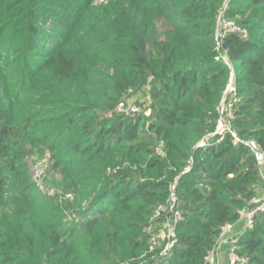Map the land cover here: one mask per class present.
I'll list each match as a JSON object with an SVG mask.
<instances>
[{
  "label": "trees",
  "instance_id": "obj_1",
  "mask_svg": "<svg viewBox=\"0 0 264 264\" xmlns=\"http://www.w3.org/2000/svg\"><path fill=\"white\" fill-rule=\"evenodd\" d=\"M143 91L150 115L107 116ZM251 142L264 153V0H0V264H209L264 184ZM35 151L53 197L23 171ZM172 197L175 245L153 253ZM234 243L264 264V213Z\"/></svg>",
  "mask_w": 264,
  "mask_h": 264
},
{
  "label": "rangeland",
  "instance_id": "obj_2",
  "mask_svg": "<svg viewBox=\"0 0 264 264\" xmlns=\"http://www.w3.org/2000/svg\"><path fill=\"white\" fill-rule=\"evenodd\" d=\"M104 2H106V0H96L97 4H102ZM234 90V85L233 87H230L229 84L226 91L227 94L225 95L224 100L220 106L221 114L225 113V111L227 110L226 100L229 94ZM127 101V103L138 104L140 106L141 113H147V115L151 114V112L149 111L150 99L147 91L131 94L128 97ZM225 126L226 123L224 118L222 117L218 126L219 132L223 131L225 129ZM157 147L159 146L157 145ZM157 154H159L160 156L164 155L161 150L157 152ZM45 160V168L47 171V175L49 176V178H47V183L52 186L50 181V177H52V175L49 172L52 158L49 153H45L42 151H35L34 153H32V155H30L27 160L23 162V171L28 174L31 182L34 183L33 168L37 163ZM261 173L264 182V163L261 164ZM257 192L258 196L256 197V199H264V184L258 188ZM174 199L176 201L175 203L172 202V199L166 202H162L161 205H159V207H161L159 217H151L149 225L144 227L145 235L150 237V239L148 240L150 241L152 238H155L157 241L156 246H153L151 243L149 245L153 253L161 251V253L164 252V254H166L168 252V247L172 246L173 236L171 235V233L174 234V225L176 220H179L178 218L182 217L181 212L176 210V204L178 200L176 197H174ZM234 225V230L228 235L226 242L219 244L217 241V244L215 245L216 252L214 255L213 264H229V257L234 245L235 238L239 233L245 230V220H238L236 223H234Z\"/></svg>",
  "mask_w": 264,
  "mask_h": 264
},
{
  "label": "built area",
  "instance_id": "obj_3",
  "mask_svg": "<svg viewBox=\"0 0 264 264\" xmlns=\"http://www.w3.org/2000/svg\"><path fill=\"white\" fill-rule=\"evenodd\" d=\"M221 27L223 28L224 32H232V33H241L243 34L245 37L248 36V31L245 28H242L241 26L237 25L234 21H225L223 23H221ZM222 37V33L219 31L217 34V44L218 47H220V38ZM226 61L227 59L225 57H223ZM141 114V109L140 106L138 104L135 103H121L118 106H116L113 110L109 111L107 116L109 118L112 117H124V118H129V119H134L137 116H139ZM232 116V113H231ZM230 129L229 126H225V129ZM225 129L221 132H219V129L217 131V133H223L225 131ZM216 133V134H217ZM200 146H203V143L200 144ZM162 147H163V142L161 143L160 147L157 148V152H159L161 150L162 151ZM45 161H41L39 163H37L34 168H33V180L34 183L36 185V187L42 192L45 193L49 196H55L56 195V191L55 189L49 187L46 184V175H47V171L45 168ZM189 171V169H188ZM172 202L175 203V199L174 197H172ZM251 205H254L253 207H247L246 209H244L243 211L240 212V218L239 220H245V229H250L254 226V221L256 216H258L261 213H264V199L262 200H258V199H254L251 203ZM160 210L161 207L158 208V210L156 211V215L155 217H159L160 215ZM179 220H176L175 225L177 222H179L182 217L178 218ZM175 225H174V234L171 233V235L173 236V242H172V246L168 247V252L169 253L173 246L175 245L176 239H175ZM234 223H226L225 225H223L220 228V232H219V237H218V243H224L226 242V239L228 237V235L234 230ZM150 243L153 246H156L157 241L155 238H152L150 240ZM216 249L214 248L209 256L207 257V262L209 264H213L214 262V255H215ZM166 253V254H167ZM162 255H164V252L161 253ZM247 263V259L244 257H241L237 251H236V247H235V243L233 245V248L231 250V254L229 257V264H246Z\"/></svg>",
  "mask_w": 264,
  "mask_h": 264
},
{
  "label": "water",
  "instance_id": "obj_4",
  "mask_svg": "<svg viewBox=\"0 0 264 264\" xmlns=\"http://www.w3.org/2000/svg\"><path fill=\"white\" fill-rule=\"evenodd\" d=\"M233 85H234V80L232 78V81L230 82V87H233ZM250 147L252 148L253 152L255 153V155H256L257 159L259 160L260 164L264 163V153L258 148L256 143L251 142L250 143ZM194 153H195V149L192 151L191 163L193 161Z\"/></svg>",
  "mask_w": 264,
  "mask_h": 264
}]
</instances>
